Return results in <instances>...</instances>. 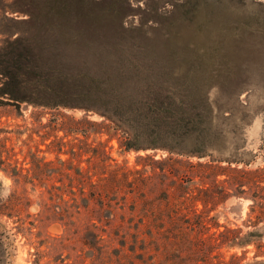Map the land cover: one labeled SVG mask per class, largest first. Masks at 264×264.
<instances>
[{
  "label": "rangeland",
  "instance_id": "rangeland-1",
  "mask_svg": "<svg viewBox=\"0 0 264 264\" xmlns=\"http://www.w3.org/2000/svg\"><path fill=\"white\" fill-rule=\"evenodd\" d=\"M26 1L0 0V46L6 38L17 35L32 38L48 49L57 46L58 54L53 59L64 63L93 60L99 53L83 48L77 51L80 45L72 44L74 31L64 33L50 26ZM85 6L124 11L127 33L135 34L133 28L139 27L143 40L159 43L167 30L178 31L197 47L213 46L212 53L208 49L211 55L207 59L220 62L218 72L216 67L190 70L192 87L201 81L200 88L205 90L212 110L211 130L219 149L201 158L178 157L244 170L246 179L241 189L236 187L235 178L226 175L217 177L218 184H213V176L211 182L210 178L205 179L213 186L207 192L200 191L202 187L198 186L196 192L211 202L204 206L198 201L197 214H191L192 221L206 224L197 230L204 239L201 251L190 258H180L172 250L156 253V264H204L200 259L210 252V256L217 255L226 261L235 254L241 259L240 264L264 262V215L255 218L256 212L264 208V0H86ZM185 10L190 12L181 15ZM70 70L97 73L102 68L90 61L84 67L73 65ZM53 112L73 116L75 122L55 126L50 120ZM69 126L88 132H67ZM120 135L103 116L86 114L79 108L48 110L23 104L17 110L0 105V198L5 200L16 191L23 207L20 217L0 216V264H119L113 246H102L95 239L94 233L103 226L97 222V208L89 211L83 207L85 200L76 194L75 204L79 207H70V215L61 220L44 202L49 201L47 190L72 188L76 192L82 186L108 183L106 179L117 166L142 168L146 158L177 156L173 148L125 150ZM58 158L69 161V165L62 169ZM6 165L8 170L13 166L23 170L14 176L3 170ZM77 170H81V176L76 175ZM222 187L227 193L217 196ZM213 195L217 198L212 199ZM93 218L96 226L91 225ZM227 230L230 237L253 232L254 237H245L253 243L231 247L222 244L224 236L219 233ZM185 253L184 250L182 255Z\"/></svg>",
  "mask_w": 264,
  "mask_h": 264
},
{
  "label": "trees",
  "instance_id": "trees-1",
  "mask_svg": "<svg viewBox=\"0 0 264 264\" xmlns=\"http://www.w3.org/2000/svg\"><path fill=\"white\" fill-rule=\"evenodd\" d=\"M85 1H26L50 26L64 33L74 31L72 44L81 46L76 47L77 51L83 48L99 53L93 60L84 58L64 63L53 59L58 54L57 46L48 49L20 35L6 38L0 46V105L17 110L23 104L48 110L79 108L86 114L97 113L109 120L115 132L121 134L120 144L125 150L175 149L177 156L146 158L142 168L117 166L105 184L82 186L76 192L72 188L47 190L49 201L44 203L63 220L70 215V207H79L75 204V195L80 194L85 200L83 207L99 211L97 222L103 226L94 233L95 239L102 246L105 243L113 246L119 264H156V253L169 250L177 251L180 258H190L204 244V239L197 234L198 227H206L204 221H192L191 214H197L198 201L204 206L211 202L199 196L197 187L207 192L213 185L205 179L210 178L211 182L213 176V184H218L217 177L226 175L235 178L236 187L241 189L247 174L244 170L221 168L213 161L192 162L178 157L201 158L219 149L211 130L212 110L205 90L200 88L201 81L192 87L190 70L216 67L218 72L220 62L207 59L211 55L208 49L212 53L213 46L197 47L178 31L167 30L159 43L143 40L139 27L133 28L135 34L127 33L129 29L123 25L124 11L113 7L95 10L86 7ZM189 12L181 11V15L187 16ZM90 61L102 70L97 73L70 70L73 65L84 67ZM51 116L55 126L75 122L73 116L65 113L53 112ZM72 127H67V132H88ZM57 161L62 169L70 163L60 158ZM3 170L19 176L23 167L13 166L8 170L6 165ZM75 173L81 176V170ZM220 193L227 191L222 187L217 196ZM217 196L213 195L212 199ZM40 198L44 200L43 196ZM22 211L16 191L5 200L0 198V216L20 217ZM261 215L264 208L256 212L255 218ZM91 225L96 226L94 218ZM221 234L224 236L221 243L230 247L253 243L245 237L255 235L249 232L243 237H230V230ZM1 235L0 246H3ZM184 250L187 253L182 255ZM211 254L200 260L204 264H240L241 261L235 254L228 261ZM247 264L264 262L254 260Z\"/></svg>",
  "mask_w": 264,
  "mask_h": 264
}]
</instances>
